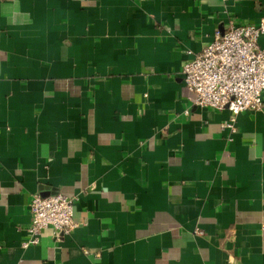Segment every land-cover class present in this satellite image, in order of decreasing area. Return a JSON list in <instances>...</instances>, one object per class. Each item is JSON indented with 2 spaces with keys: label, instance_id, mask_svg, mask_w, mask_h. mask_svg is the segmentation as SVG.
<instances>
[{
  "label": "crops",
  "instance_id": "obj_1",
  "mask_svg": "<svg viewBox=\"0 0 264 264\" xmlns=\"http://www.w3.org/2000/svg\"><path fill=\"white\" fill-rule=\"evenodd\" d=\"M262 18L264 0H0V264H264V94L230 134L182 76ZM57 193L76 228L23 247L32 197Z\"/></svg>",
  "mask_w": 264,
  "mask_h": 264
},
{
  "label": "built area",
  "instance_id": "obj_2",
  "mask_svg": "<svg viewBox=\"0 0 264 264\" xmlns=\"http://www.w3.org/2000/svg\"><path fill=\"white\" fill-rule=\"evenodd\" d=\"M262 35L264 18L256 25L230 24L223 33L215 31L200 53L182 65L183 82L193 95L192 104L227 109L231 118L222 129L230 134L237 132L238 114L257 112L263 107L264 46L258 44ZM73 211V198L58 193L47 197L34 195L29 204L30 236L23 247L37 244L41 231L47 228L61 236L70 234L76 228Z\"/></svg>",
  "mask_w": 264,
  "mask_h": 264
}]
</instances>
